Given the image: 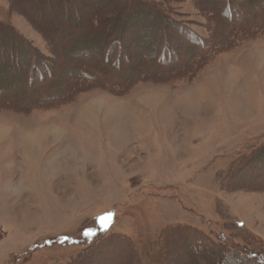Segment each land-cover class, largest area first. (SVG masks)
<instances>
[{
  "label": "rangeland",
  "instance_id": "rangeland-1",
  "mask_svg": "<svg viewBox=\"0 0 264 264\" xmlns=\"http://www.w3.org/2000/svg\"><path fill=\"white\" fill-rule=\"evenodd\" d=\"M67 1L78 16L62 15L51 0L43 6L27 0L21 9L0 0V22L37 51L54 78L73 69L57 55L62 39L52 33V46L25 9H40L41 19L66 28L99 6L120 8L116 0ZM161 1L173 19L210 36L202 1ZM109 75L116 81L128 71ZM72 82L68 102L56 107L0 108V264H67L114 234L131 240L140 264L174 258L186 264L191 246L179 237L167 251L170 263L160 249L163 231L173 226L224 247L229 264H264V190L255 189L264 180L240 173L226 181L264 144V31L216 55L190 79L148 78L121 91ZM39 132H49L47 139L26 143ZM106 252L84 264L113 263L116 252Z\"/></svg>",
  "mask_w": 264,
  "mask_h": 264
},
{
  "label": "trees",
  "instance_id": "trees-1",
  "mask_svg": "<svg viewBox=\"0 0 264 264\" xmlns=\"http://www.w3.org/2000/svg\"><path fill=\"white\" fill-rule=\"evenodd\" d=\"M24 1L27 0H11L14 7L20 9ZM36 1L37 6H43L44 1L49 0ZM51 1L58 9L65 10L62 15H79L77 6L66 8L67 0ZM116 1L120 8L115 12L101 10L107 7L102 5L84 18L79 16L77 23L73 21L66 28H61L58 21L49 23L41 19L40 9L22 10L37 28L43 29L52 46L55 44L53 34L58 32L62 41L56 44L57 55L61 51L60 60L68 61L73 68L61 78H54L48 63L36 50L27 47L13 27L0 22V108L28 111L56 107L68 102L73 94L72 80L76 83L95 81L121 91L135 81L148 78H162L165 82L190 79L216 55L235 47L249 35L264 31V0H198L202 1L203 12L211 24L208 38L173 19L161 0ZM220 33L225 36L217 40ZM112 69L128 71V75L113 81L109 75ZM69 81L73 84L71 88ZM258 167L254 173L261 175L255 177L250 169ZM240 173L264 180V144L238 162L226 181L238 180ZM257 188L264 190V184H256ZM163 232L164 242L160 249L166 252L164 260L168 263L169 247L179 237L182 243L191 246L193 257L188 258L186 264H229L228 251L224 247L192 228L173 226ZM107 250L106 253L116 252L111 264H127V256L132 264H140L131 240L115 234L97 239L67 264H84L90 254ZM100 264L110 262L104 260ZM172 264L184 262L174 258Z\"/></svg>",
  "mask_w": 264,
  "mask_h": 264
},
{
  "label": "bare ground",
  "instance_id": "bare-ground-1",
  "mask_svg": "<svg viewBox=\"0 0 264 264\" xmlns=\"http://www.w3.org/2000/svg\"><path fill=\"white\" fill-rule=\"evenodd\" d=\"M55 132H50V134H49V132H39L38 134H36L35 136H33V137H28L27 139H26V143H28V144H30V145H32L34 142H36L35 140H37V141H39V138H45V139H47V137H48V134L49 135H51V137L52 138H54L55 137V135L56 134H58V133H56V130H54ZM39 135V136H38Z\"/></svg>",
  "mask_w": 264,
  "mask_h": 264
}]
</instances>
